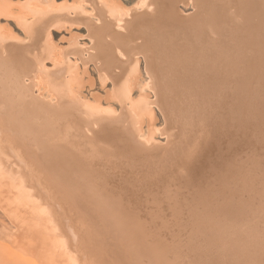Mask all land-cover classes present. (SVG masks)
<instances>
[{
	"label": "bare ground",
	"instance_id": "6f19581e",
	"mask_svg": "<svg viewBox=\"0 0 264 264\" xmlns=\"http://www.w3.org/2000/svg\"><path fill=\"white\" fill-rule=\"evenodd\" d=\"M189 9H192L193 12L189 13ZM186 11L189 14L186 13ZM74 26L83 28L85 34H83L82 36L84 37L85 35L88 41L80 42L79 37L81 36L77 37L75 35L74 37H72L73 40H70L68 45L65 46L64 44L62 45L61 43L55 41L56 39L53 38L52 28H56V30H71V28ZM80 31L81 30H79V32ZM197 82L199 83V85H196ZM200 83L204 86L207 92H209V94L211 93L209 95L210 107L206 110V113L202 110L205 96L201 97L200 95ZM95 84H97L101 88H105L104 97L92 93V87ZM108 84L110 85L108 86ZM222 84H227V86L231 85L232 87L235 86L238 89L250 88V86L252 85V90H254L253 92L255 94L254 99L256 101V105H254V103L253 105L258 107L257 110L262 109L264 111V105L263 108L261 107L264 100V0H0V264L108 263L107 260L100 254V248L98 247L97 241L95 240L93 242L89 238V233L92 230V234H95V236L97 235L98 231L96 232L95 230L94 232V228H90L92 230L89 233H87L88 231H86L87 229H89L88 227L91 224L88 222L89 218L88 220L86 219V221L83 219L81 214L80 218L78 217L79 219H76V215L82 213V211L84 212L86 209L83 208L87 207L81 206L83 207L82 211L79 207V212L81 211L80 213L78 212V207L77 210L74 208L77 214L72 213V215L70 210L64 212V210L59 206H57L59 208L57 209V207L55 206V204H57V202H55L56 199L54 201L52 197H49L50 194L46 195L47 193L44 192L47 190L50 193V188H48V190L46 187H44V185L46 184L45 182L47 181L45 180V176L47 174H45L46 170L44 169L45 166L43 164L45 163L44 158L48 153L50 154V151L54 154L58 148L61 149V147H63L61 145L65 144L63 143L59 145L60 147H58V144L56 145L53 142V139H57V137L54 136V133H56L57 131L54 130L53 133L50 134V125H53L55 123L58 124L56 120L59 118L61 119L62 116L65 119L72 117L76 121L78 120L81 126L87 128H100V131L99 129H97L99 132L95 131V134H98V136H94L99 138V140L97 139L95 144L98 145V143L101 142V147L106 143L110 144L108 146H112L110 148L111 154L109 153L110 150L108 152L109 155L107 152H104L106 150L105 148H97L99 151L96 149V151L94 152V154L96 153V159L98 157L100 161H102L107 160V156L110 157L112 155L113 157V152H115L114 155H118L119 153L120 155H123V153H125L124 157H126V154H129V156L127 157H132L133 159L135 158L134 156H136L137 160L142 159L144 154L147 156L148 153L152 152V150L150 149L156 148V146L160 142H158L159 136H163V133L161 132L162 126L159 123V119L163 114V117H166L165 122H167V127L169 126L170 128L176 129L177 132H179V135H181V139L180 142L177 143L176 148L173 151L170 150L171 152L169 153V155L164 157L163 162L161 161V170H164L168 173V171H171L176 167H187V169L189 170V168H191L192 166H194L195 171L201 169V171L199 172H204V174L201 173V176H203L204 179L203 177L201 179L205 180L203 182H206V180L208 181L205 184L202 182V185L198 184L199 182H201L199 181L201 180V176H198V180L196 179L197 181H191V183H196L198 181L199 182L197 183L198 185H196L197 187L192 194V199L194 200V202H190L191 205H188L187 207L190 210V214L197 217L196 220L200 216L205 217V219H207L208 221L202 217L201 218L202 220L204 219V222L207 224V222H209V219H212V221L210 220L211 222H209L211 226L210 224H207L209 228L212 227L211 230H213V227H217V225L219 224L221 226V223L223 222L220 221V223L218 224L217 219L216 221L213 220V218H215L214 216L222 217V212L224 213V211H226V213L228 214L230 213L228 210H222V168L224 167H222V145L220 146L219 144L214 143L215 146H213L214 144L211 145L213 142L209 143V139V142L207 141V137H211L210 135L208 136V134H211V128L209 127V129L207 127V124L209 123L207 122V116L209 113V115H212L211 119H213V121L210 119V124H213L214 122V126L212 127V129L214 128L215 133L217 134L216 130H218L219 132L220 129L222 132V110L224 109V107L222 109V100L224 99H222V93L227 89L225 86V90H222ZM197 86H199V90ZM231 91H229L228 89V92ZM240 92L242 93V91ZM236 95L239 96L240 94L237 93ZM240 96L242 98V96L245 95L243 94ZM237 97L236 100L239 99H237ZM159 101L162 103L158 104L160 103ZM232 101L236 102L235 100ZM233 108L234 106H232L230 110H233ZM242 110H244V107ZM55 111H57L60 116L56 115L57 118L54 120L56 114ZM263 111H261L262 115L264 114ZM259 112L257 111L256 114L258 113L261 117H259L258 114L255 117L257 118L258 116L260 119L263 118L262 121L258 118L257 119L264 123V116H262ZM115 117H117V119ZM252 119L254 120L253 122H255L256 119ZM111 122L116 124H112ZM244 122L245 121H243V123ZM210 124L209 126L212 125ZM85 131H87L86 128ZM100 132V135H103L102 138L101 136H99ZM225 134L227 133L225 132ZM247 134L245 136H247ZM49 135L50 137L54 136L55 138L51 137L53 139H48ZM252 136L254 137V135ZM252 136L250 134L249 138ZM176 137L179 138V136ZM214 138H212L211 140H213ZM262 138L263 137H261V139L259 138L260 141L262 140ZM56 139L55 141H58ZM103 139L104 144L102 143ZM244 139L246 140V138ZM48 140H51L50 142L54 143V145H50L52 147L49 146L50 148H57L56 150L53 149L55 152L48 147V145L50 144ZM173 140H175V138ZM249 140L251 141V139ZM128 144L130 145V148L134 149L132 150L133 152L137 151L141 153L138 154L136 152L135 154L137 155L134 154V156L132 153H129V150V152L126 153L127 146L129 148ZM75 145L76 143L74 144V147ZM208 145L211 146V148L212 146L216 147V149L213 150V148L211 149ZM64 146H66V144ZM79 146L80 148L82 147L81 141L75 148L71 146L69 147V149H67L66 147L68 146H66L63 148L64 150L61 151L66 153V149L67 151H70L71 148V151L68 152L72 156L73 153H79L80 151V154H82V152L84 153L85 150L84 156H86V148H83V151L80 149L73 150L76 148L78 149ZM30 147L35 148L36 151ZM84 147H86V144L84 145ZM87 147L89 146L87 145ZM98 147H100V143ZM48 148L50 149L49 151L47 150ZM102 149H105L103 151L104 156L105 153H107L105 157L99 156V153H102ZM220 149L221 151L219 152ZM72 151L74 152L72 153ZM249 151L248 153L250 154V152L252 151ZM59 152L55 153L56 157ZM68 152L66 153L67 156L69 155ZM31 153L34 155H32ZM241 153H243V151ZM35 154L41 159H39L40 161H37L38 158L35 156ZM63 155L64 154L60 156L63 157ZM139 155L140 157H137ZM34 156L36 157V159ZM81 156L83 155H80V157ZM32 157H34V159ZM68 157L70 158V156ZM119 157L120 159L123 158V156ZM249 157L250 156L247 157L248 160ZM47 158L49 159V157ZM111 158L109 161L111 164L113 162H116V159H118L116 164L114 163L113 166L120 167V169L117 168L118 170H120V173L121 169L125 170L129 168L127 167V164L128 166H130V163L132 162L131 164H133L134 166L133 159L132 161H130L129 158H127V160L125 158L122 159V161L124 160V162H127L128 160L130 162L123 163L121 161L122 164H124V166H122L121 163H118L120 161L119 158L115 159V156L113 157L115 160ZM28 159H30L31 161ZM71 159L70 162L69 160L68 162L72 166V164H74V162H76L77 160L72 163ZM77 159H80L79 156ZM88 160L90 159L88 158ZM59 161L56 162V164L59 163ZM226 162L227 161H225V163ZM228 162L227 167H230V164H228ZM110 163L108 164L109 166ZM141 163V160H139L138 166L140 164L139 167L141 168L137 167V170L138 168L141 171L144 169V167L142 168ZM100 164H102V162ZM78 167L76 166L75 168L76 173H78ZM157 167L159 168V164L156 167L154 166V168ZM256 167L257 164L255 166V170ZM37 169L39 170L36 171ZM130 169L131 168H129V170ZM157 169H154L153 171L158 172L160 170V168L158 171ZM124 170L123 174L125 173ZM139 170L137 171V173L139 172ZM259 170L260 169H257L256 173ZM58 171L61 172V170ZM227 171L228 170L226 169L225 172ZM252 171L245 170V172ZM114 172L116 173V171ZM129 172L132 174L131 170ZM143 172L145 173V171ZM143 172H141L140 175H142ZM147 172L148 171H146V173ZM199 172L197 171V173ZM231 172L234 173V171ZM227 173H225L226 176ZM242 173H244V170ZM51 175L53 176V173L50 174V176ZM116 175H119V173ZM143 175L142 177H144ZM155 175L156 174L154 173V176ZM160 175L162 176V173ZM183 175L186 176L187 174ZM204 175H207L209 179H207ZM248 175H250V173ZM258 175H255V177ZM112 176L114 175L112 174ZM127 176L128 175H126L125 177ZM149 176L151 177V174ZM148 177L146 176V178ZM237 177H239V175ZM249 177L246 178V182H248V179H250ZM80 178L85 179L81 176ZM130 178L132 177L130 176ZM226 178L230 179V173L229 177ZM260 178H262V176ZM122 179H124V177ZM141 179H145V177L140 178V180ZM192 180H195V178ZM227 181L229 182V180ZM131 182L132 181H130V184H133L134 181L132 183ZM139 182L143 184L142 180ZM138 183H136V186L140 184ZM47 184L45 186L49 185ZM149 184V188L148 185H145L148 188H146L147 190L145 189L146 191H148L150 188L152 189L151 183ZM112 185L114 184L112 183ZM237 185L239 184H236V186ZM240 185L242 186V184ZM254 187L252 189H254ZM140 190L143 191L144 189L142 188ZM254 190L252 192L256 193L259 189L257 191ZM159 191L161 192V189H159ZM52 192L53 191H51V193ZM145 192H143L144 195ZM244 195H242L241 197L245 198ZM233 196H235V194H233ZM258 197L261 196L258 195ZM139 198L140 196L137 199ZM58 199L59 203L63 201L62 198L60 200V196ZM146 199L144 198V200ZM234 199H236V197H234ZM102 200L106 202L104 198ZM108 200H110L111 203V199L108 198L107 201ZM135 201L136 200H134L133 203ZM253 201L252 203H249V205H252L254 202H256ZM141 202L139 203L141 204ZM239 202L241 201H238V203ZM51 203H54V206L56 208L53 207ZM75 203H77V199ZM259 203H261L262 205L263 201ZM239 205H241V203ZM243 205L244 204L241 205L242 209L245 207L253 208V205L249 207H244ZM144 206L146 205H143L142 207ZM228 206L229 205L225 207ZM107 207L109 208V205H107ZM233 207L234 205H232L231 209ZM254 207H257V205H255ZM261 207L263 208V206ZM88 208L90 207L88 206ZM262 208V211L259 212L263 213ZM196 209L198 211H196ZM256 209L259 210L260 207L254 208V212L258 211ZM177 210L179 209L177 208ZM246 210L247 209H245V211H240L238 215L241 214V212L248 211ZM250 210L251 209H249V211ZM88 211L91 212H89L88 214L94 215V212H92L93 210ZM105 211L107 212V209ZM230 211L233 212V210ZM235 212L237 213V211ZM235 212L233 214H235ZM88 214L86 212V214L83 215L85 217L86 215L89 216ZM259 214L257 216H259ZM250 215H252V213L249 214V216ZM230 216L233 217L231 213ZM89 217H91L90 220H92V223L98 221H94V218L92 219L93 216L91 215ZM235 217V220H237V216ZM233 218L232 224H234ZM242 218L243 217L239 219V222L242 220ZM256 218L259 219L260 217ZM192 219L193 218H191L190 220ZM219 219L221 220V218ZM250 219H253L252 216ZM196 220H193L194 226L197 225ZM225 220L226 219H224V221ZM84 221L88 222L89 224ZM253 221H255V219L251 222L253 223ZM212 222H217V225L212 224ZM228 222L230 221L227 218L225 224H227ZM254 223L259 225L258 222ZM261 223L264 224V221H261L260 224ZM225 224H223L224 226L222 225L224 228L225 226H227ZM232 224L228 225L229 227L226 228H230ZM236 224H238L239 226L238 222ZM248 225L246 226L247 228L249 227ZM107 226L109 228V224ZM202 226L206 227L204 225ZM83 227H87L85 231L88 234V237L85 236V231V234L81 232V230H84ZM93 227H95V225ZM233 227L234 226H232V228ZM243 227V229L248 232L249 229H247L245 226ZM252 227L253 225L251 226V228ZM218 228L220 229V227ZM236 228L238 227L236 226ZM104 229L106 230V228ZM252 229L249 232L253 234ZM209 230L210 229H208V231ZM254 231L256 232V229ZM203 232H201L202 234H200L204 235ZM262 237H264V233ZM207 240H210V242L212 241L213 243L215 241V238L214 241L212 239ZM262 241H264V239H262ZM102 244L103 243H101L100 246ZM114 244L116 245V243ZM102 247L104 246L102 245ZM193 247L191 245L192 249ZM239 248L241 249V247ZM176 250H178V248ZM178 256H180V254ZM261 256L263 257L264 255L262 254ZM101 259H105L106 261L104 262ZM208 261L207 263L209 264ZM230 262L231 260H229V263ZM259 262L261 263L262 260ZM201 263L203 264V262Z\"/></svg>",
	"mask_w": 264,
	"mask_h": 264
},
{
	"label": "rangeland",
	"instance_id": "374dc122",
	"mask_svg": "<svg viewBox=\"0 0 264 264\" xmlns=\"http://www.w3.org/2000/svg\"><path fill=\"white\" fill-rule=\"evenodd\" d=\"M61 1V0H60ZM68 1H70V0H68ZM188 12L189 13H191V12H193L192 11V9H189L188 10ZM187 11H186V13H188ZM188 13V14H189ZM187 16V15H186ZM55 29V30H54ZM52 28V33H53V38H55L54 40L56 41V42H58V43H61L62 45L64 44V46L65 45H68V43H69V41L70 40H73V38L72 37H74V35L75 36H81V37H79V40H80V42L82 41V42H84V41H88V39H87V37L84 35V37L82 36L83 34H85L84 33V31H83V28H81V27H72L71 28V30H66V29H57L56 30V28ZM79 30H81L80 32H79ZM79 33H82V34H79ZM73 34V35H72ZM70 37H71V39H70ZM110 83V82H109ZM199 85V83L197 82L196 83V85ZM110 84H108V86H109ZM225 86H226V90H225ZM231 85H228L227 86V84L226 85H224V84H222V90H225L223 93H222V109H223V107H224V109L222 110V113H223V115H222V132H221V129L219 130V132H218V130H216L217 131V134L215 133V130H214V128L212 129V127L214 126V122H213V124L211 125L210 124V122H211V120L213 121V119H211V117H212V115H209L208 114V116H207V122H209L207 125V127L209 128H211V134H208V136L210 135L211 137L209 138V137H207V141H208V139L210 140V142L209 143H212L211 145H213L214 143L216 144H219L220 146H221V149H222V210L223 209H225V210H228L230 213H231V215L233 216V217H235V216H237V220H235L236 219V217L235 218H233V217H231L230 216V213L228 214V213H226V211H224V213L226 214H224L223 212H222V217H216V216H214L215 218H213V220L214 221H216V219H217V222H218V224L220 223V221L221 222H223V223H221L222 225L223 224H225L226 223V220H227V218H228V220L230 221V222H228L227 224H225V225H227V226H225V228L222 226V228H221V226H220V224L219 225H217V222L215 223H213L212 222V224H216L217 225V227L215 226V227H213V230H211L212 229V227L211 228H209L208 227V225L210 224L209 222H211L212 221V219H209V222H207L208 220L207 219H205V217H202V216H198L199 218V220L197 219L196 220V218L197 217H195L194 215H192V214H190V210L188 209V205H191V203H193L194 202V200L192 199V197H193V191L195 190V188L197 187L196 185H198V184H200V185H202L203 183L205 184L208 180H206V182H203V181H205V180H203L204 179V177L203 176H201V173H203L204 174V172H199V171H201V169H198L197 171L199 172V173H197V171H195L194 170V166H192L191 168H189V170L187 169V167H176V168H173L171 171H168V173L166 172V171H164V170H161V163L164 161V157H166V156H168L169 155V153L171 152L170 150H174L175 148H176V146H177V143L178 142H180V139H181V135H179V132H177V130L176 129H174V128H170L169 126V128L167 127V122H165L166 121V117L164 118L163 117V114H162V117L159 119V123L161 124V126H162V129H161V132L163 133L162 135V137L161 136H159V139H158V145L156 146V148H154V149H150V150H152V152H150V153H148L147 154V156L144 154V156H143V158L142 159H139V160H141V164H142V168L144 167V169L141 171V170H139V168H141V167H139L140 166V164H139V166H138V163H139V160H137V158H136V156H134V154L137 152V151H132V150H134L133 148H130V145H129V148H128V146H127V148H126V150H127V152L126 153H128L129 151V153H132L133 154V156L135 157L134 159L132 158V157H127V156H129V154L127 155L126 154V157H124V154L125 153H123V155H120V153L118 154V155H114V153L115 152H113V157L115 156V159L116 158H119L120 159V157L119 156H123V158H121L120 159V161L118 162V163H121L122 164V162L123 163H130L129 162V160L130 161H132V159H133V162H134V166H133V164H131L130 163V166H128V164H127V167H129V168H131L130 170L132 171V174L129 172L130 170H129V168H127V169H123L124 170V172L126 173H124L123 174V170L121 169V173L119 172L120 170H118L117 168H119L120 169V167H116V166H113V164L115 163L116 164V162H117V160L118 159H116V162H113V161H111V162H113L112 164L109 162L110 161V158L112 157V155L109 157V156H107L108 157V159H107V157H106V159L107 160H102V161H100V159L97 157V159H96V153L94 154V152L96 151V149L97 148H99V149H101V148H105V149H102V153H103V151L104 152H109V150H110V154H111V147L112 146H108V145H110V144H107L106 142V144H104V139L102 140L103 142V144H104V146H102L101 147V142H99L100 143V147H98V145H99V143H98V145L97 144H95V142L97 141V139L99 140V138H97V137H95V136H98V134L96 135L95 134V131H98L97 129H99V131H100V128H98V127H95V128H87V127H84V126H81V124H80V122H78V120L76 121L74 118H72V117H69V118H64L63 116L61 117V119L59 118V119H57L56 121L58 122V124L57 123H55V124H53V125H50L51 126V132H50V134L51 133H53V131L55 130V131H57L56 133H54V136H56L57 137V139L54 137V136H51V137H53V138H55L56 140H58V141H55V139H53V138H51L50 137V135L48 136V139H53V142L57 145L58 144V147H60L59 145H61V144H63V143H65L66 144V146H68V147H66V146H64V145H61V146H63V147H61V149H55V147H53V148H50V147H52V146H50V145H54V143L52 142H50L49 140H48V142L50 143H48L49 145H48V147L50 148V149H55L56 150V152H59V151H63L64 149V147H66L67 149H69V147H71V146H73V148H75L77 145H78V143H80V141H81V148H80V146H79V148L77 149H73V150H82L83 151V148L85 149L86 148V156H84L85 155V150H84V153L82 152V154H80L81 153V151L79 152V153H73L74 151H72V153L74 154H72V156H71V154H69V152L71 151V148H70V151L68 152L67 151V149H66V153L68 152V156H70V158L67 156V154L66 153H64V152H59L58 154H57V157H56V155H55V153L53 154V153H51V151H50V154H49V156H48V154H47V156L44 158V162L46 163H43L44 164V166H45V174H47L46 176H45V180H47L45 183L49 186H45L44 185V187H46L47 189L48 188H50V193L46 190V191H44V192H46L47 194L46 195H49V197H52V199H54V201H55V199H56V201L55 202H57V204H59V205H57V204H55V206L57 207V206H59L61 209H63L64 210V212L65 211H71V214L73 213H75V214H77V212H76V210H77V207H78V212H79V209L82 211L83 209H86L85 211L87 212V214L90 212V211H88V210H93L92 212H94V215L93 214H88L89 216L91 215V216H93L92 217V219L94 218V221H97V222H94V223H92L91 221L92 220H90L91 219V217H89V216H85L84 217V215L86 214V212L84 211H82V213H80V214H77L76 215V219H79L80 218V215L82 214V217H83V219L84 220H88V218H89V223H91L90 225H89V227H88V225H87V227L89 228V229H87V227H83V229L84 230H81V232H83L84 233V231H85V229H87L86 231H88L87 233H89L92 229H90V228H94V232H95V230H96V232L98 231V233H97V235L95 236V234L93 235L92 234V231L89 233L90 235H89V238L91 239V241H97V243H98V247L100 248V254L102 255V257L103 258H105L106 260H107V264H172L173 262V264H182L184 261V263L183 264H202L201 262H203V264H208L207 263V261L209 262V264H231L233 261V263L232 264H243L244 262V264H264V256L262 257L261 255L263 254L264 255V241H262V239H264V237H262L263 236V228H264V224L263 223H261L260 224V222L262 221H264L263 220V218H264V205H263V203H264V192H263V190H264V123L263 122H261L262 121V119H260L259 117H261L258 113V116H257V118L258 119H260L261 121H259L255 116L257 115L256 114V112L258 111H260L259 113L262 115V112L261 111H263L262 109H260V110H257L258 109V107L257 106H254V105H256L255 104V99H254V97H255V94H254V90H252L253 88H252V85L250 86V88H241V89H238V88H236L235 86H231ZM198 87V90H199V86H197ZM230 87V88H229ZM106 88H108V87H106ZM213 88H214V86H213ZM224 88V89H223ZM236 88V89H235ZM228 89H229V91H231V89H232V91L231 92H228ZM234 89V90H233ZM247 89V90H246ZM249 89H250V91H249ZM236 90H238V91H236ZM235 91H236V93H235ZM240 91H242V93L240 92ZM200 92H201V97L202 96H205L204 98H205V100L203 101V105H202V110L206 113V110L210 107V102H209V95L211 94H209V92H207V90L204 88V86L200 83ZM229 93V94H227V93ZM244 92V93H243ZM249 92V93H248ZM92 93H95V94H98V95H101L102 97H104V95H105V88H101V87H99L97 84H95L93 87H92ZM240 94V95H245V96H242V98H241V96L239 95H236V94ZM225 96H224V95ZM231 94V95H230ZM254 94V95H253ZM247 95V96H246ZM224 96V97H223ZM226 96H227V99H226ZM238 96V97H237ZM236 97H237V99L239 98L240 99V101H239V99L238 100H236ZM247 97V98H246ZM251 97V98H250ZM231 98H233V99H231ZM216 99V98H215ZM214 100V99H213ZM226 100V101H225ZM232 100H235L236 102H234V101H232ZM244 100V101H243ZM224 101V102H223ZM230 101V102H229ZM160 102V101H159ZM228 102V103H227ZM246 104H245V103ZM162 102H160V103H158V104H161ZM227 103V104H226ZM252 103V104H251ZM253 103H254V105H253ZM224 104V105H223ZM228 105H229V107H228ZM240 105H241V107H240ZM244 105V106H243ZM263 105H264V100H263V104H262V108H263ZM227 106V107H226ZM232 106H234V108H235V106H236V110L233 108V110H230L231 109V107ZM162 107H163V105H162ZM243 107H244V110H242L243 109ZM248 107H249V109H248ZM242 108V109H241ZM264 109V108H263ZM165 110V109H164ZM235 110V111H234ZM241 110V111H240ZM224 111V112H223ZM235 112V113H233V112ZM251 111H252V114H251ZM253 111H254V113H253ZM59 112V111H58ZM233 114H232V113ZM244 112V113H243ZM246 112V113H245ZM55 118H54V120L57 118V116L56 115H59V113H57V111H55ZM242 113V114H241ZM247 113H248V115H247ZM263 113H264V111H263ZM234 114H236V115H234ZM245 114V115H244ZM240 115H241V117H240ZM60 116V115H59ZM58 116V117H59ZM231 116V117H230ZM236 117V118H234V117ZM245 116V117H244ZM251 116V117H250ZM262 116H264V114L262 115ZM208 117H209V119H208ZM230 117V118H229ZM233 117V118H232ZM116 119H117V117H115ZM241 118V119H240ZM249 118V119H248ZM252 118H255L256 120H255V122H253L254 120L252 119ZM114 119V118H113ZM211 119V120H210ZM65 120V121H64ZM208 120H210V121H208ZM233 120V121H232ZM237 120H238V123H237ZM245 121L244 123H243V121ZM249 120V121H248ZM55 121V122H56ZM61 121V122H60ZM232 121V122H231ZM251 121V122H250ZM54 122V121H53ZM227 122V123H226ZM236 122V123H235ZM253 122V123H252ZM64 123V124H63ZM112 124H116V123H113V122H111ZM120 123H121V121H120ZM231 123V124H230ZM235 123V124H234ZM242 123V124H241ZM246 123V124H245ZM118 124V123H117ZM125 124V123H124ZM209 124L211 125V126H209ZM241 124V125H240ZM257 124V125H256ZM55 125V126H54ZM58 125V126H57ZM231 125H232V127H231ZM235 125V126H234ZM258 125H259V127H258ZM54 127V129H53V127ZM240 126V127H239ZM242 126H244V127H242ZM250 126V127H249ZM262 126H263V128H262ZM55 127H56V129H55ZM74 127V128H73ZM245 127H247V128H245ZM249 127V128H248ZM84 128V129H83ZM85 128L87 129V131H85ZM209 128V129H210ZM53 129V130H52ZM91 130V131H89V130ZM215 129H218V128H215ZM246 129H248V130H246ZM241 130H242V132H241ZM60 131V132H59ZM98 131V132H99ZM210 131V130H209ZM208 131V132H209ZM212 131H214V132H212ZM248 131V132H247ZM74 132V133H73ZM97 132V133H98ZM221 132V133H220ZM225 132L227 133V134H225ZM240 132V133H239ZM262 132V133H261ZM71 133V134H70ZM173 133V134H172ZM248 133V134H247ZM256 133V134H255ZM57 134V135H56ZM91 134V135H90ZM101 134V132L99 133V136H101V138H102V136L103 135H100ZM165 134V135H164ZM176 134H178V135H176ZM232 134V135H231ZM234 134H235V136H234ZM237 134V135H236ZM247 134V136H248V138H247V136H245ZM250 134H251V136L252 135H254V137L252 136V137H250L249 138V136H250ZM69 135V136H68ZM95 135V136H94ZM219 136V137H217V136ZM262 135V136H261ZM172 136V137H171ZM176 136H179V138L178 137H176ZM215 138H214V137ZM240 136H242V137H240ZM259 136V137H258ZM50 137V138H49ZM74 137V138H73ZM175 138V140H173L174 138ZM220 137H221V139H220ZM257 137H258V139H257ZM261 137H263L262 138V140L260 141V139H261ZM166 138V139H165ZM212 138H214L213 140H211ZM217 138H218V141H217ZM244 138H246V140L244 139ZM255 139V141H254V139ZM260 138V139H259ZM238 139V140H237ZM249 139H251V141L249 140ZM93 140H94V142H93ZM179 140V141H178ZM228 140V141H227ZM243 140V141H242ZM259 140V141H258ZM215 141V142H214ZM227 141V142H226ZM85 142V143H84ZM221 142H222V144H221ZM225 142V143H224ZM229 142V143H228ZM261 142V143H260ZM68 143V144H67ZM76 143V145H75V147H74V144ZM163 143V144H162ZM247 143V144H246ZM253 143V144H252ZM86 144V147H84V145ZM102 144V145H103ZM215 144L213 145V146H215ZM226 144V145H225ZM238 144V145H237ZM239 144H240V146H239ZM243 144V145H242ZM256 144V145H255ZM261 144V145H260ZM87 145L89 146V147H87ZM96 145H97V147H96ZM210 145V144H209ZM208 145V146H209ZM229 145V146H228ZM231 145V146H230ZM255 145V146H254ZM132 146V145H131ZM212 146V148H213V150H215L216 149V147H213ZM217 146V145H216ZM242 146V147H241ZM210 148H211V146H209ZM218 147V146H217ZM231 147V148H230ZM241 147V148H240ZM250 147V148H249ZM30 148H32V147H30ZM47 149L48 151L50 150V149ZM107 148H109V149H107ZM211 148V149H212ZM225 148V149H224ZM252 148V149H251ZM256 148V149H255ZM262 150H261V149ZM33 150H35V148H32ZM221 149L219 150V152L221 151ZM228 149H230V150H228ZM237 149V150H236ZM243 151V153H241L242 151ZM249 149H250V151H252V152H250L249 151ZM259 151H258V150ZM98 150V149H97ZM129 150V151H128ZM228 150V151H227ZM247 150V151H246ZM261 150V151H260ZM36 151V150H35ZM47 151V152H48ZM99 151V150H98ZM235 151V152H234ZM246 151V152H245ZM248 151L250 152V154L248 153ZM255 151V152H254ZM77 152V151H76ZM99 153V152H98ZM100 154L99 153V156L101 157H103L104 156V153L103 154ZM107 153H105V156L107 155ZM109 153H108V155H109ZM138 154L139 153H141V152H137ZM146 153V152H145ZM257 153V154H256ZM32 154V153H31ZM30 154V155H31ZM62 154H64L63 155V157L62 156H60V155H62ZM77 154H78V156H79V158L80 159H77L78 158V156H77ZM249 154V155H248ZM32 155H34V154H32ZM31 155V156H32ZM51 155H53V156H51ZM80 155H83V156H81L80 157ZM95 155V156H94ZM98 155V154H97ZM135 155H137V154H135ZM143 155V154H142ZM142 155H141V157H142ZM149 155V156H148ZM240 155V156H239ZM250 156L249 157V160H248V156ZM252 155V156H251ZM35 156H36V154H35ZM34 156V157H35ZM51 156V157H50ZM88 156V157H87ZM104 156V157H105ZM118 156V157H117ZM236 156H237V158H236ZM256 156V157H255ZM262 156V157H261ZM34 157H32L33 159H34ZM37 157V156H36ZM36 157H35V159H36ZM47 157H49V159L47 158ZM60 158V161H59V158ZM69 159H68V158ZM84 157V158H83ZM87 157V158H86ZM111 158V159H114V158ZM137 157H140V155L139 156H137ZM162 157V158H161ZM241 159H240V158ZM256 160H254L253 158ZM38 159H37V161H40L41 159L39 158V157H37ZM55 161H53L52 159ZM74 159V160H72V159ZM88 158L90 159V160H88ZM94 158V159H93ZM126 159L127 160V158H129V160L126 162H124V160L122 161V159ZM235 160V162H234V160ZM242 158H243V161H242ZM257 158V159H256ZM31 159V158H30ZM30 159H28V160H30ZM40 159V160H39ZM47 159V160H46ZM51 159V160H50ZM70 159H71V161H72V163L74 162V161H76V162H74V164H72V166H71V164L69 163L70 162ZM82 159V160H81ZM93 159V160H92ZM105 159V158H104ZM114 159V160H115ZM251 159V160H250ZM258 159H260V160H258ZM32 160V159H31ZM30 160V161H31ZM68 160H69V162H68ZM80 160V161H79ZM94 162H92V161ZM237 160H238V163H237ZM240 160V161H239ZM252 160H253V162H252ZM261 160H263V161H261ZM50 161H51V163H50ZM59 161V163H57L56 164V162H58ZM69 163H67V162ZM79 161V162H78ZM100 161V162H99ZM107 161V162H106ZM122 161V162H121ZM162 161V162H161ZM225 161H229L228 162V164H230V167H231V171H234V173L233 172H231L230 171V167H229V169H228V167H227V162L225 163ZM241 161H242V163H241ZM249 161V162H248ZM260 163H259V162ZM66 162V163H65ZM88 162H91V163H88ZM98 162V163H97ZM102 162V164H100ZM138 162V163H137ZM157 162V163H156ZM253 164H252V163ZM47 163H49V164H47ZM65 164V167H64V164ZM97 163V164H96ZM103 163H104V166H103ZM110 163V166L108 165ZM135 163H136V167H135ZM224 163V164H223ZM246 164V167H245V164ZM249 163H250V166H249ZM263 163V164H262ZM144 164V165H143ZM158 164H159V168H160V170H159V168L157 169V168H154V166L156 167V166H158ZM256 164H257V167H256V170H255V166H256ZM154 165V166H153ZM49 166V167H48ZM71 166V167H70ZM75 166V167H74ZM76 166L78 167V166H80V167H78V170H77V172L78 173H76V171H75V168H76ZM85 166H86V168H85ZM122 166H124V164H122ZM121 166V167H122ZM131 166H133V167H131ZM240 166H241V168H240ZM248 166H249V168H248ZM262 166V167H261ZM53 167V168H52ZM58 167V168H57ZM60 167V168H59ZM72 167H73V169H72ZM102 167V168H101ZM108 167V168H107ZM137 167H139L138 168V170H139V172L137 173ZM252 167H254V168H252ZM259 167V168H258ZM48 168V169H47ZM62 168V169H61ZM113 168H116V169H113ZM123 168H125V167H123ZM204 168H205V165H204ZM235 168H236V170H237V172H236V170H235ZM61 170V172L60 171H58V170ZM103 169V170H102ZM107 169V170H106ZM134 169V170H133ZM137 171H136V170ZM156 170L157 169V171L158 172H155V171H153V170ZM226 169L229 171H227V172H225L226 171ZM234 169V170H233ZM257 169H260L259 171H261V172H257L256 173V171H257ZM39 169H37L36 171H38ZM50 170V171H49ZM52 170V171H51ZM64 170V171H63ZM67 170V171H66ZM73 170V171H72ZM109 170V171H108ZM180 170H182V171H180ZM243 170H244V173H242L243 172ZM245 170L247 171H254V173H253V171L252 172H245ZM48 171V172H47ZM56 171V172H55ZM114 171H116V173L114 172ZM118 171V172H117ZM127 171V172H126ZM143 171H145V173L143 172ZM146 171H148L147 173H146ZM150 171V172H149ZM156 174L155 176H154V173ZM184 171V172H183ZM203 171H204V169H203ZM62 172H64V173H62ZM74 172V173H73ZM81 172V173H80ZM128 172H129V174H128ZM141 172H143V176L145 177V179H141L142 180V182H143V184H141L139 181H141L140 180V178H144V177H142V175H140L141 174ZM152 172V173H151ZM223 172H225V173H227V176H226V174L225 173H223ZM242 173V175H241V173ZM52 174L53 173V176L51 175L50 176V174ZM71 173H72V175H73V177H72V175H71ZM78 174V175H76V174ZM103 173V174H102ZM114 175V176H112V174ZM119 173V175H116V174H118ZM136 173V174H135ZM148 173H149V175L151 174V177L148 175ZM162 173V176L160 175ZM194 173H196V174H194ZM229 173H230V179L229 178H226V177H229ZM250 173V175H248ZM254 175H253V174ZM60 174V175H59ZM111 174V175H110ZM145 174H147V175H145ZM183 174H187L186 176H184ZM193 174V175H192ZM224 174V175H223ZM231 174H233V175H231ZM236 174H238L239 175V177H237L238 175H236ZM243 174H245V175H243ZM261 175L262 176V178H260L261 176H259V175ZM49 175V176H48ZM59 175V176H58ZM62 175V176H61ZM81 177H83V178H85V179H82V178H80V176ZM84 175V176H83ZM126 175H128L127 177H125ZM136 175V176H135ZM194 175H196V176H194ZM236 175V176H235ZM247 175H248V177L250 178V179H248V182H246L247 181V179L246 178H248L247 177ZM252 175H253V177H252ZM255 175H258V176H256L255 177ZM71 176V177H70ZM85 176H87V177H85ZM117 176V177H116ZM120 176V177H119ZM124 177V179H122L123 177ZM130 176L133 178H130ZM140 176V177H139ZM146 176L148 177V178H146ZM160 176V177H159ZM198 176L200 177V179L203 177V179H201V180H199V181H201V182H196V183H193L194 181H197L198 179ZM207 179H209L208 178V176L207 175H204ZM224 176H226V177H224ZM234 176V177H233ZM242 176V177H241ZM53 177V178H52ZM77 177V178H76ZM79 177V178H78ZM195 178V180H192V179H194ZM231 177H233V178H231ZM237 177V178H236ZM252 177V178H251ZM65 178V179H64ZM136 178V179H135ZM150 178H154V179H150ZM156 178V179H155ZM159 180H158V179ZM226 178V179H225ZM242 178H243V180H242ZM80 179V180H79ZM92 179V180H91ZM127 179V180H126ZM129 179H132V180H129ZM148 179H150V180H148ZM197 179V180H196ZM235 179V180H234ZM237 179V180H236ZM241 179V180H240ZM52 180V181H51ZM79 180V181H78ZM101 180V181H100ZM105 180V181H104ZM138 180V181H137ZM145 182H144V181ZM157 182V184H156V182ZM227 180H229V182L227 181ZM253 180V181H252ZM254 180H256V181H254ZM259 180H260V182H259ZM65 181V182H64ZM76 181V182H75ZM130 181H134L133 182V184H130ZM191 181H193L192 183H191ZM234 181V182H233ZM238 181H239V183H238ZM241 181V182H240ZM259 182V185H258V182ZM57 182V183H56ZM84 182V183H83ZM105 182H107V183H105ZM109 182V183H108ZM111 182V183H110ZM116 182V183H115ZM131 182V183H132ZM140 184H139V183ZM203 182V183H202ZM237 182V183H236ZM243 182V183H242ZM55 183V184H54ZM112 183L114 184V185H112ZM136 183H138L139 185H137L136 186ZM149 183H151V187H152V189L150 188L148 191H146L149 187H150V184ZM152 183H153V186H152ZM198 183V184H197ZM225 183H227V184H225ZM252 183V184H251ZM54 184V185H53ZM60 184H61V186H60ZM124 184V185H123ZM154 184H156V185H154ZM187 184V185H186ZM195 184V185H194ZM224 184H225V186H224ZM236 184H239V185H237L238 186V188H237V186H236ZM240 184H242V186L240 185ZM260 184H261V186H262V188H263V190H262V188H261V186H260ZM41 185V184H40ZM51 185V186H50ZM60 187H59V186ZM145 185H148V188H147V186H145ZM160 185V186H159ZM248 185V186H247ZM54 186V187H53ZM64 186V187H63ZM73 186V187H72ZM80 186V187H79ZM143 186H145V187H143ZM155 186V187H154ZM232 186V187H231ZM234 186V187H233ZM255 186V187H254ZM84 187V188H83ZM157 187H159V188H157ZM240 187V188H239ZM250 187H251V189H250ZM254 187V189H252ZM45 188V189H46ZM52 188V189H51ZM55 188V189H54ZM63 188V189H62ZM103 188H104V190H103ZM126 188V189H125ZM130 188V189H129ZM133 188H135V189H133ZM144 189L143 191L142 190H140V189ZM147 188V189H146ZM155 188H157V189H155ZM236 188V189H235ZM261 188V189H260ZM61 189V190H60ZM68 189V190H67ZM70 189V190H69ZM83 189V190H82ZM146 189V190H145ZM159 189H161V192L159 191ZM232 189V190H231ZM233 189H235V190H233ZM240 189V190H239ZM259 189V190H258ZM42 190H43V188H42ZM55 190H57V191H55ZM80 190V191H79ZM129 190V191H128ZM139 190H140V193H139ZM224 190V191H223ZM238 190H239V192H238ZM248 190V191H247ZM251 190V191H250ZM257 191L256 193H254V192H252V191ZM51 191H53L52 193H51ZM60 191V192H59ZM65 191H67V192H65ZM83 191V192H82ZM126 191H127V194H126ZM135 191H136V193H135ZM146 191V192H145ZM240 191H242V192H240ZM58 192V193H57ZM129 192V193H128ZM142 192V193H141ZM143 192H145V195H144V193ZM247 194H246V193ZM263 192V193H262ZM56 193V194H55ZM69 193V194H68ZM79 193V194H78ZM109 193V194H108ZM135 193V194H134ZM138 193V194H137ZM239 193H241L242 195H244V197L245 198H243V197H241L242 195L241 194H239ZM55 194V195H54ZM133 194V195H132ZM233 194H235V196H233ZM250 194V195H249ZM255 194V195H254ZM57 195V196H56ZM60 196V200H61V198H62V200L63 201H61L62 202V204H61V202L59 203V196ZM71 195H73V196H71ZM132 195V196H131ZM158 195V196H157ZM230 195H232V196H230ZM258 195H260L261 197H258ZM263 195V196H262ZM69 196H71V197H69ZM81 196V197H80ZM133 196H135V197H133ZM136 196H137V198L140 196V200L139 199H137L136 198ZM145 196V197H144ZM250 196V197H249ZM256 196V197H255ZM48 197V196H47ZM64 197H65V199H64ZM67 197H68V199H67ZM77 197V198H76ZM133 197V198H132ZM146 199V200H144V198ZM229 197V198H228ZM233 197V198H232ZM234 197H236V199H234ZM72 198V199H71ZM81 198V199H80ZM83 198H84V202H83ZM85 198H87V199H85ZM104 198V200H106V202L105 201H103L102 199ZM109 198V199H111V203H110V200H108L107 201V199ZM114 198H115V200H117V201H115L114 200ZM136 198V199H135ZM228 198V199H227ZM252 200H251V199ZM253 198H255V199H253ZM261 198V199H260ZM49 199V198H48ZM76 199H77V203H75L76 202ZM143 201H142V200ZM170 199V200H169ZM237 199H239V200H237ZM240 199H243V200H240ZM72 200H75V201H72ZM134 200H136L134 203H133V201ZM230 200V201H229ZM233 200V201H232ZM256 201V202H262L263 201V203H262V205H261V203H256V202H254V201ZM258 200V201H257ZM260 200H262V201H260ZM53 201V200H52ZM53 201V202H54ZM67 201H68V206H67ZM89 203H88V202ZM138 201V202H137ZM142 201V202H141ZM146 201V202H145ZM238 201H241V202H239L238 203ZM243 201H244V203H243ZM252 201L254 202L252 205H253V208L251 207V208H246L245 206H252L251 204L249 205V203H252ZM54 202V203H55ZM79 202V203H78ZM84 203V205H83V203ZM98 202H99V204H98ZM139 202H141V204L139 203ZM191 202V203H190ZM232 204V205H234V207L231 209V207H232V205L230 204V203ZM233 202V203H232ZM248 202V203H247ZM54 203H51V205L53 206V207H55L54 206ZM65 205H64V204ZM71 203V204H70ZM86 203V204H85ZM89 205H88V204ZM104 203H106V204H104ZM108 203V204H107ZM114 203V204H113ZM144 203V204H143ZM146 203V204H145ZM241 203V205L242 204H244L243 206L245 207V208H243L242 209V206L241 205H239ZM75 204V205H74ZM80 204V205H79ZM96 204H97V207H96ZM116 204V205H115ZM137 206H136V205ZM138 204H140V205H138ZM224 204V205H223ZM62 205V206H61ZM64 205V206H63ZM72 205V206H71ZM91 205V206H90ZM107 205H109V208L107 207ZM113 205V206H112ZM119 205V206H118ZM143 205H146V206H144V207H142ZM154 205V206H153ZM227 205H229L228 207H225V206H227ZM230 205H231V207H230ZM255 205H257V207L259 208L260 207V209L258 210V209H256V210H258L257 212L255 211L254 212V208H257V207H254ZM259 205H261V206H263V208L261 207V206H259ZM81 206H84V207H87L88 208V206L90 207V208H83V207H81ZM102 206V207H101ZM116 206V207H115ZM177 206V207H176ZM182 206V207H181ZM55 207V208H56ZM80 207V208H79ZM104 207V208H103ZM134 207V208H133ZM142 207V208H141ZM240 207H241V209H240ZM65 208V209H64ZM76 210H75V209ZM83 208V209H82ZM98 208V209H97ZM100 208V209H99ZM102 208V209H101ZM107 209V212L105 211L106 209ZM177 208L179 209V210H177ZM227 208V209H226ZM237 208V209H236ZM261 208L263 209V213L262 212H259V211H262L261 210ZM57 209H59L58 207H57ZM60 209V210H61ZM97 209V210H96ZM112 209V210H111ZM234 209H235V211H237V213L234 211ZM245 209H247L246 211L249 213V214H251L252 213V215H250L249 216V214L247 213V212H241V214H243V215H241V214H239V215H241V216H239L238 215V213L240 212V211H245ZM249 209H251L250 211H252V212H250L249 211ZM73 210V211H72ZM188 210V211H187ZM230 210H233V212H231ZM75 211V212H74ZM100 211V212H99ZM105 211V212H104ZM196 211H198L197 209H196ZM98 212V213H97ZM235 212V214H233ZM91 213V212H90ZM106 213V214H105ZM189 213V214H188ZM247 213V214H246ZM259 214V216H257L258 214ZM72 214V215H73ZM84 214V215H83ZM228 214V215H227ZM237 214V215H236ZM257 214V215H256ZM190 215V216H189ZM192 215V216H191ZM246 215H248V216H246ZM260 215H262V216H260ZM227 216V217H226ZM230 216V217H229ZM239 216V217H238ZM246 216V217H245ZM251 216H252V218L253 219H250L251 218ZM262 217L261 218V220H260V218L259 219H257L256 217ZM79 217V218H78ZM107 217V218H106ZM182 217V218H181ZM204 218L205 220H207L206 222H207V224L204 222L205 220L203 219L202 220V218ZM209 217H211V216H209ZM209 217H206V218H209ZM223 217H226V218H223ZM241 217H243L242 218V222L240 221L239 222V219L241 218ZM247 217H249V218H247ZM110 218H111V220H110ZM184 218V219H183ZM191 218H193L192 220H190ZM201 218V219H200ZM219 218H221V220L219 219ZM232 218H233V223L235 224H232ZM107 219V220H106ZM182 219V220H181ZM224 219H226L225 221H224ZM245 219H247V220H245ZM255 219V221H253V223L251 222L252 220H254ZM86 220V221H87ZM106 220V221H105ZM125 220V221H124ZM189 222H188V221ZM193 220H196V222H197V225H199V226H197V225H195V226H197V227H195L194 226V221ZM211 220V221H210ZM244 220V221H243ZM257 220V221H256ZM86 221H84V222H86ZM182 221V222H181ZM235 221V222H234ZM247 223H246V222ZM88 222H86V223H88ZM104 222H106V223H104ZM111 222V223H110ZM193 222V223H192ZM195 222V223H196ZM239 223V226H238V224H236V223ZM254 222H258L259 223V225L258 224H256V223H254ZM88 223V224H89ZM191 223V224H190ZM241 223V224H240ZM243 223H245V224H243ZM253 225V227L252 228H254V229H252L251 228V224ZM96 224H97V226H96ZM106 224V225H105ZM109 224V228H108V225ZM193 224V225H192ZM232 224V226H234L233 228H234V230H233V228H232V226H230V228H226V227H229L228 225H231ZM249 224V225H248ZM263 224V225H262ZM95 225V227H93ZM101 225H102V227H101ZM113 225V226H112ZM121 225V226H120ZM202 225H204V226H206V227H203ZM241 225H243V226H249L247 229H249L248 230V232H246L243 228V226H241ZM257 225V226H256ZM105 226V227H104ZM190 226H191V228H190ZM193 226V227H192ZM210 226H211V224H210ZM236 226L239 228V230H238V228H236ZM99 227V228H98ZM121 227V228H120ZM198 227H200V228H198ZM218 227H220V229L218 228ZM97 228V229H96ZM104 228H106V230L104 229ZM111 228V229H110ZM216 230H215V229ZM245 228V229H246ZM261 228V229H260ZM173 231H172V230ZM178 229V230H177ZM201 229V230H200ZM204 230V232H203V230ZM208 229H210L209 231H208ZM228 229V230H227ZM231 229V230H230ZM240 229H242V230H240ZM251 229L253 230L252 232H253V234L251 233V232H249V231H251ZM256 229V232L254 231ZM113 230H114V233H113ZM171 230V231H170ZM177 230V231H176ZM183 230V231H182ZM198 230V231H197ZM218 230V231H217ZM86 231H85V233H86ZM101 231V232H100ZM214 231V232H213ZM216 231V232H215ZM220 231V232H219ZM260 231V232H259ZM93 232V233H94ZM108 232V233H107ZM167 232V233H166ZM173 232H174V234H173ZM197 232H199V233H197ZM201 232H203L204 233V235H201L202 233ZM258 232H259V234H258ZM262 232V233H261ZM84 233V234H85ZM85 234V236H87L88 237V234ZM170 233V234H169ZM172 233V234H171ZM201 233V234H200ZM237 233V234H236ZM184 234V235H183ZM213 234V235H212ZM257 236H256V235ZM262 234V235H261ZM109 235V236H108ZM110 235H112V236H110ZM213 236V238H212V236ZM232 235V236H231ZM92 236V237H91ZM93 236H95V237H93ZM208 236H209V238H208ZM211 236V237H210ZM220 236V237H219ZM223 236V237H222ZM230 236V237H229ZM101 237V238H100ZM103 237V238H102ZM108 237V238H107ZM206 237H207V239H212L213 241H214V238H215V241L212 243V241L210 242V240H207L206 239ZM225 237V238H224ZM227 237V238H226ZM256 237V238H255ZM259 237H260V239H259ZM95 238H97V239H95ZM102 240V241H100V240ZM109 239V240H108ZM114 239V240H113ZM188 239V240H187ZM205 239H206V241H205ZM224 239V240H223ZM237 239V240H236ZM191 240V241H190ZM220 240H222V241H220ZM99 241V242H98ZM109 241V242H108ZM240 241V242H239ZM237 242V243H236ZM240 244H239V243ZM243 242V243H242ZM101 243H103L102 245L104 246V247H102V245L100 246V244ZM114 243H116V245L114 244ZM191 243V244H190ZM211 243V244H210ZM217 243V244H216ZM257 243V244H256ZM259 243V244H258ZM219 244V245H218ZM171 245V246H170ZM173 245V246H172ZM191 245H192V247H193V249L191 248ZM210 245H212V246H210ZM107 246V247H106ZM112 246V247H111ZM178 248V250H176L177 248ZM196 246H198V247H196ZM209 246V247H208ZM241 247V249L239 248V247ZM258 248H257V247ZM102 247V248H101ZM217 247V248H216ZM242 247H243V249H242ZM105 248V249H104ZM108 248V249H107ZM172 248V249H171ZM239 250H238V249ZM101 249H103V250H101ZM116 249V250H115ZM124 249V250H123ZM209 249V250H208ZM260 249V250H259ZM107 250V251H106ZM202 250V251H201ZM226 250V251H225ZM232 250V251H231ZM245 250V251H244ZM102 251V252H101ZM114 251V252H113ZM119 251H120V253H119ZM238 251V252H237ZM109 254H108V253ZM256 252V253H255ZM257 252H258V255H257ZM174 253V254H173ZM212 253V254H211ZM239 253V254H238ZM243 253V254H242ZM245 253V254H244ZM170 254V255H169ZM176 254H180V256H178V255H176ZM261 254V255H260ZM100 255V256H101ZM124 255V256H123ZM176 255V256H175ZM186 255V256H185ZM201 255H202V257H201ZM249 255V256H248ZM107 256V257H106ZM120 256V257H119ZM197 256V257H196ZM207 256V257H206ZM173 257V258H172ZM180 257V258H179ZM208 257H209V259H208ZM118 258V259H117ZM122 258V259H121ZM129 258V259H128ZM202 260H201V259ZM237 258V259H236ZM248 258V259H247ZM102 260V261H106V260ZM131 259V260H130ZM170 259V260H169ZM174 259V260H173ZM183 259V260H182ZM185 259V260H184ZM201 261H200V260ZM210 259H212V260H210ZM234 259H236V260H234ZM120 260V261H119ZM123 260V261H122ZM129 260V261H128ZM229 260H231V262L229 263ZM246 260V261H245ZM262 260V262L260 263L259 261H261ZM118 261V262H117ZM138 261V262H137ZM140 261V262H139ZM211 261V262H210ZM250 261H251V263H250ZM142 262V263H141ZM178 262V263H177ZM189 262H191V263H189ZM195 262V263H194ZM214 262V263H213ZM105 264H106V262H105Z\"/></svg>",
	"mask_w": 264,
	"mask_h": 264
}]
</instances>
